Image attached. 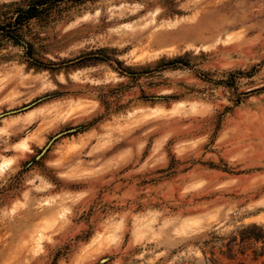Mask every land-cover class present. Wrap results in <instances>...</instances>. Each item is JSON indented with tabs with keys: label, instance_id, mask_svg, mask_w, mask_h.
<instances>
[{
	"label": "rangeland",
	"instance_id": "rangeland-1",
	"mask_svg": "<svg viewBox=\"0 0 264 264\" xmlns=\"http://www.w3.org/2000/svg\"><path fill=\"white\" fill-rule=\"evenodd\" d=\"M27 38L0 47V264H264V0L64 2Z\"/></svg>",
	"mask_w": 264,
	"mask_h": 264
},
{
	"label": "trees",
	"instance_id": "trees-1",
	"mask_svg": "<svg viewBox=\"0 0 264 264\" xmlns=\"http://www.w3.org/2000/svg\"><path fill=\"white\" fill-rule=\"evenodd\" d=\"M85 0H30L23 5H9L0 9V47L11 43L23 46L26 54L34 55V44L27 36L32 21L50 19L64 2H84ZM245 230L251 233L245 238L256 243H263L261 251L255 259L264 256V228L251 225ZM258 231V233H255Z\"/></svg>",
	"mask_w": 264,
	"mask_h": 264
},
{
	"label": "water",
	"instance_id": "water-1",
	"mask_svg": "<svg viewBox=\"0 0 264 264\" xmlns=\"http://www.w3.org/2000/svg\"><path fill=\"white\" fill-rule=\"evenodd\" d=\"M18 111H19V110L11 111V112H9L8 114L13 113V112H18ZM60 135H62V134L57 135L55 138L59 137ZM51 142H52V141H51ZM51 142H50V143H51Z\"/></svg>",
	"mask_w": 264,
	"mask_h": 264
}]
</instances>
